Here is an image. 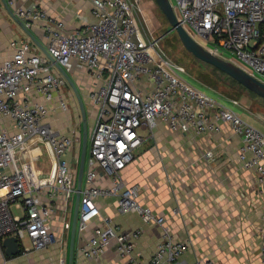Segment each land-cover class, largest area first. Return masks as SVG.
<instances>
[{"label":"built area","instance_id":"2783aa9c","mask_svg":"<svg viewBox=\"0 0 264 264\" xmlns=\"http://www.w3.org/2000/svg\"><path fill=\"white\" fill-rule=\"evenodd\" d=\"M6 1L13 9L14 0ZM173 8L200 46L264 83V0H175ZM91 10L94 22L69 34L63 33L64 22L41 9L14 10L28 29L43 30L47 52L68 74L77 73L96 85L88 94L98 115L85 161L77 232L82 235L93 222L97 226L80 250L82 257L99 262L114 241L121 258L145 264L134 255L141 230L123 233L100 213V200L117 197L120 214H138L144 224L164 232L147 264H187L183 255L190 242L173 241L166 219L140 204L139 186H125L120 172L143 142L140 131H151L157 122L194 135L216 134L224 124L240 138L242 168L258 182L263 202L259 260L264 264V133L198 90L196 80L163 55L158 40L142 33L134 4L92 0ZM8 47L10 54L0 60V241L15 238L27 254L58 242L77 184L78 168L65 158L76 146L79 163L81 133L75 141V128L71 137L49 121L57 113L55 101L64 112L68 109L62 97L66 83L51 62L29 39L11 40ZM43 155L46 173L38 165ZM101 175L111 178L112 187L99 185ZM193 264L215 263L198 258Z\"/></svg>","mask_w":264,"mask_h":264},{"label":"crops","instance_id":"0c3cea01","mask_svg":"<svg viewBox=\"0 0 264 264\" xmlns=\"http://www.w3.org/2000/svg\"><path fill=\"white\" fill-rule=\"evenodd\" d=\"M91 1L14 0L13 9H41L50 18L64 22L63 33L69 34L94 22ZM31 31L46 49L43 30L36 27ZM25 39L29 38L8 16L0 0V60L11 52L9 41ZM32 45L42 53L35 44ZM218 104L225 105L221 100ZM89 106L94 108L92 104ZM219 126L220 131L216 134L194 135L173 132L165 123L157 122L151 131L142 130L146 132V135L141 134L143 142L135 150L132 163L120 172V178L127 187L139 186L140 204L166 219L173 241L190 242L183 255L187 264H193L198 258L215 264H261L259 230L263 202L258 195V182L251 171L242 168L240 138L227 125ZM206 153H211L212 157L206 158ZM99 185L110 188L113 182L101 175ZM99 205L101 215L111 218L121 232L141 230L134 255L147 264L163 240L162 228L152 223L144 224L138 214H120L117 197L103 198ZM73 207L74 201L68 212L70 223L66 242L62 236L60 242L44 250L7 258L6 262L68 264ZM96 226L97 222L91 223L82 235L76 231L73 264H130L118 255L114 241L99 262L82 257L80 250Z\"/></svg>","mask_w":264,"mask_h":264},{"label":"rangeland","instance_id":"374dc122","mask_svg":"<svg viewBox=\"0 0 264 264\" xmlns=\"http://www.w3.org/2000/svg\"><path fill=\"white\" fill-rule=\"evenodd\" d=\"M128 1L134 4L137 10H140L138 12L139 23L141 24L142 33L147 38L151 40H158L162 35H164L166 30L169 29V24L167 20L165 19V17L163 16V14L161 13L158 6L153 0ZM170 2L174 7L175 0H170ZM195 39L198 42L205 44V42L201 38L196 36ZM157 46L164 56H166L177 66L183 68L190 77L196 80L198 84L195 83V85L198 90L210 96L217 103L221 100L225 104L224 106L227 109L232 110L233 112L242 116L244 120L246 119L251 125H253L255 128L264 133V100L260 99L255 95L249 94L228 76L221 74L218 71H215L211 66H207L196 58H194L182 46L175 33H170L162 37L160 40H158ZM54 73L56 74L57 72L54 70ZM70 76L72 77L76 86L79 89L86 109L88 140L86 156L87 162L88 153L90 150L91 132L98 115V108L94 107L95 109L93 108V110L89 106L90 102L88 99V94L91 90L96 87V85L93 84V81L91 79L83 77L77 73H71ZM217 94H219L221 97L217 96ZM62 97L68 108L67 111L64 112L63 110H61L59 108L58 101H55L57 113L53 118H50L49 121L51 122V125L57 124V126L53 127L55 130H60L62 134H66L71 137L72 131L75 128L77 131L75 141H78L81 133V120L79 117V111L75 98L73 96L72 91L67 87L62 93ZM222 98L231 102L235 101L237 102V105L234 104V106L233 103L231 104L230 102H227ZM236 106L242 108L244 112H241V110ZM145 133V131H140V135ZM65 160L68 163L73 164L76 168H78L76 146L69 151ZM38 165L39 169L42 172H47L48 164L46 155H43V159L39 161ZM13 210L17 212L14 208ZM69 223L70 220L69 218H67L65 224L58 231V242H60V238L62 236L64 237V241L66 242L69 231ZM6 260L7 257H5L3 251H1L0 264H11L7 263Z\"/></svg>","mask_w":264,"mask_h":264},{"label":"water","instance_id":"95a60500","mask_svg":"<svg viewBox=\"0 0 264 264\" xmlns=\"http://www.w3.org/2000/svg\"><path fill=\"white\" fill-rule=\"evenodd\" d=\"M158 6L159 10L167 20L169 24V30L162 37L170 33H175L181 42L182 46L190 53L194 58L200 62L207 64L221 73L225 74L241 87L246 89L248 92L264 100V83L257 80L246 71L238 67L237 65L228 62L218 56L210 53L202 46H200L196 41H194L183 26L178 22L175 10L170 2V0H153ZM5 12L8 16L19 26V28L24 32V34L30 39V41L35 44L45 57L51 62L58 74L64 79L65 83L72 91L75 98L79 117L81 120V146L79 154V163L77 171V184L76 192L74 196V207L71 220L70 228V237H69V254H68V264H73V252H74V243L77 231V223L79 216V202H80V193L83 184L84 170H85V161L87 156V122H86V109L84 105L83 98L79 92L78 87L76 86L74 80L68 74L62 66L56 62L47 52V50L40 45L38 40L35 38L33 32L28 29L24 23L18 18L14 10L8 5L6 0H1ZM160 37L158 40H160ZM0 248L3 251L5 257L11 259L22 254V250L19 247V243L15 238L9 237L0 242Z\"/></svg>","mask_w":264,"mask_h":264},{"label":"trees","instance_id":"16d2710c","mask_svg":"<svg viewBox=\"0 0 264 264\" xmlns=\"http://www.w3.org/2000/svg\"><path fill=\"white\" fill-rule=\"evenodd\" d=\"M169 30V29H168ZM168 30H166V32L164 33V34H166L167 32H168ZM163 36V35H162ZM161 36V37H162ZM205 65H207V64H205ZM207 66H209V65H207ZM213 68V67H212ZM215 71H218L217 69H215V68H213ZM218 72H220V71H218ZM221 73V72H220ZM221 74H223V73H221ZM225 75V74H224ZM236 83V82H235ZM194 84H195V82H194ZM196 84H198V83H196ZM200 85V84H199ZM239 85V84H238ZM240 86V85H239ZM66 87L69 89V87L67 86V84H66ZM241 87V86H240ZM244 91H246V92H248L246 89H244L243 87H241ZM249 94H252V93H250V92H248ZM253 95V94H252ZM1 242V241H0Z\"/></svg>","mask_w":264,"mask_h":264}]
</instances>
